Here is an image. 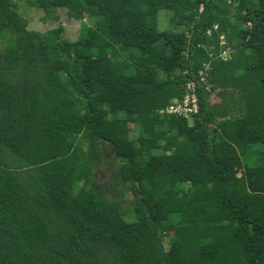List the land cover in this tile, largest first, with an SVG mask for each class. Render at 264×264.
Instances as JSON below:
<instances>
[{
	"label": "trees",
	"instance_id": "16d2710c",
	"mask_svg": "<svg viewBox=\"0 0 264 264\" xmlns=\"http://www.w3.org/2000/svg\"><path fill=\"white\" fill-rule=\"evenodd\" d=\"M22 1L94 23L0 0V264H264V0ZM191 81L198 112L160 113Z\"/></svg>",
	"mask_w": 264,
	"mask_h": 264
},
{
	"label": "rangeland",
	"instance_id": "374dc122",
	"mask_svg": "<svg viewBox=\"0 0 264 264\" xmlns=\"http://www.w3.org/2000/svg\"><path fill=\"white\" fill-rule=\"evenodd\" d=\"M18 1V11L19 13L29 19L28 28L29 29H35L40 31H47L50 28H55L59 25H62L64 27L63 36L70 40L75 41L78 39L80 33L82 32V28L84 23L87 25H93L94 19L91 18L88 13L85 14L83 18H76L71 17L68 13L67 8H58L55 11V14L58 15V18H48L44 20L45 17V11L43 9H38L37 7L28 6L25 1L17 0ZM235 6L233 5V9ZM172 11L168 9H163L159 13L158 21H159V28L160 29H168L172 28V21H171ZM2 39L0 40V49L3 47L2 45ZM226 41V40H225ZM231 52L230 49H226L223 51L222 55L229 57ZM233 96L237 97L238 92L230 90ZM222 103V98L220 94V90H217L214 92L212 96V109L215 113L217 121H221L223 119L222 114L220 113V106ZM240 110H235L233 112H230L228 116L232 115H240ZM131 127L133 125L131 124ZM141 132L140 130L135 129L132 131V137L140 136ZM242 159L244 164L249 165H264V142L263 143H257L252 148L248 150V154H242ZM96 184L101 183H108L111 180H113V174H115V165L112 161H104L101 166H98L96 168ZM127 199L123 202V208L127 211L132 210V203H131V194L130 192H127L124 194ZM122 198V197H120ZM171 234V233H170ZM169 234H166L165 236V243L168 245V236Z\"/></svg>",
	"mask_w": 264,
	"mask_h": 264
},
{
	"label": "built area",
	"instance_id": "2783aa9c",
	"mask_svg": "<svg viewBox=\"0 0 264 264\" xmlns=\"http://www.w3.org/2000/svg\"><path fill=\"white\" fill-rule=\"evenodd\" d=\"M215 27L217 28V25H215ZM221 40L222 43L225 42L224 35H221ZM203 79L206 81L205 77H203ZM198 110L199 105L196 93V82L191 81L187 83L186 89L184 90L182 96L175 98L172 103L167 105L165 108L160 109V113L176 114L185 118H192L198 112Z\"/></svg>",
	"mask_w": 264,
	"mask_h": 264
},
{
	"label": "crops",
	"instance_id": "0c3cea01",
	"mask_svg": "<svg viewBox=\"0 0 264 264\" xmlns=\"http://www.w3.org/2000/svg\"><path fill=\"white\" fill-rule=\"evenodd\" d=\"M230 56V55H229Z\"/></svg>",
	"mask_w": 264,
	"mask_h": 264
}]
</instances>
